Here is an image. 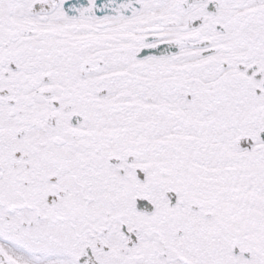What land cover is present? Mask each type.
<instances>
[{
    "label": "snow or ice",
    "instance_id": "obj_1",
    "mask_svg": "<svg viewBox=\"0 0 264 264\" xmlns=\"http://www.w3.org/2000/svg\"><path fill=\"white\" fill-rule=\"evenodd\" d=\"M0 264H264V0H0Z\"/></svg>",
    "mask_w": 264,
    "mask_h": 264
}]
</instances>
